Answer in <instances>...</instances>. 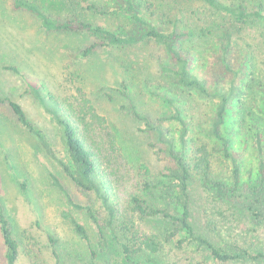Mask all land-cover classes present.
Returning <instances> with one entry per match:
<instances>
[{
	"label": "rangeland",
	"instance_id": "374dc122",
	"mask_svg": "<svg viewBox=\"0 0 264 264\" xmlns=\"http://www.w3.org/2000/svg\"><path fill=\"white\" fill-rule=\"evenodd\" d=\"M13 1L0 0V98L20 103L35 132L16 120L7 103H0V209L11 222L13 233L23 243L26 252L34 254L32 250H46L57 243L58 255L65 264H90L92 251L97 255L96 262L102 260L97 228L91 216L84 209L74 210L67 204L53 177L68 190L76 203L85 205L84 197L75 191L37 135H45L47 142L56 150L57 157H65L57 141L58 129L32 97L21 96L24 88L22 80L11 71L4 72L2 69L6 66H15L26 80L41 84L46 93L61 101L76 103L79 107L82 99L89 100L106 120L124 164L130 170L124 178L132 177L131 171L137 176L139 166L145 165L149 171L147 180L155 184L153 195L158 205L164 206L160 204L163 202L160 195L166 194L165 201L170 203V209L178 211L177 196L172 183L162 176V165L155 154L157 149L151 147L153 138L146 123L152 124L164 118L163 126L178 147L180 126L177 121L169 119L176 112H180L191 127L189 140L195 144L204 143L211 151V180L228 187L232 185L228 161L223 158L219 143L207 133L213 104L183 91L168 73L162 71L164 66H173L162 45L142 41L130 46H107V37L94 32L46 31L39 19L15 11ZM31 1L53 19H82L117 37L140 32L120 0H92L93 10H87L84 4L78 6L76 0ZM155 1L159 5L154 12L146 10V6L138 1L135 9L167 30L169 25L164 23L168 18L172 19L177 8L181 9L183 5L187 11L180 18L196 26L197 37L180 45L192 55L189 65L193 73L201 77L209 67L211 71L220 70L225 60L234 70L229 73L223 71L222 82L240 84L244 96L228 111L222 132L240 154L241 183L256 186V154L252 134L254 129L264 133V18L248 20L245 25L237 26L239 30L233 29L231 33L235 44L228 54L223 55L218 44L224 38L225 30L231 27L229 19L210 14L197 0ZM248 3L250 8H260L264 12V0H250ZM168 9L173 11L167 14ZM193 11L199 13L196 19L202 20H198L197 25L190 23ZM203 29L205 33L200 35L199 31ZM93 43H100L101 46L82 59L81 52ZM107 85L109 88H104ZM102 87L104 89L98 93ZM117 182L122 184L120 187L123 189L128 187V183L119 181L117 177L111 185L116 186ZM160 182L161 185H157ZM208 187L202 186L196 178L190 184L192 220L196 232L215 247L233 255L242 249L260 251L264 241V222L254 224L241 215H230L226 203L218 199L211 184ZM111 194L114 200L118 199L114 190ZM65 213L85 227L88 243L73 232L69 220L63 218ZM92 214L99 220L106 215L100 200L92 206ZM231 222L236 230L228 235L224 230ZM137 226L141 232L157 236L163 245L156 254L143 251L132 257V264H264L238 260L218 263L182 232L166 242V234L175 229L168 220L150 219L138 222ZM49 237L53 239L51 243ZM255 239L261 243L258 247ZM179 241L182 242L180 247ZM107 250L111 253V264L126 263L120 245L109 233ZM3 253L0 237V264Z\"/></svg>",
	"mask_w": 264,
	"mask_h": 264
},
{
	"label": "trees",
	"instance_id": "16d2710c",
	"mask_svg": "<svg viewBox=\"0 0 264 264\" xmlns=\"http://www.w3.org/2000/svg\"><path fill=\"white\" fill-rule=\"evenodd\" d=\"M76 4L86 5L87 10H93L92 0H76ZM124 3V8L129 15L131 22L140 30L137 35L117 37L115 34L99 26H93L82 19H67L65 21L51 18L42 12L38 5L31 0H14L12 8L34 16L41 21V26L46 31L65 32H94L100 36H106L107 46H130L142 41H152L164 47L170 55L173 66H164L162 71L168 73L177 87L183 91L195 94L203 101L213 104L212 116L209 120L207 131L210 138L217 141L223 158L228 161L230 187L215 180H211L212 154L208 146L204 143L195 144L189 140L190 125L182 117L180 112L169 119L177 121L180 126L178 133V147L174 138L165 130L164 118L150 124L146 123V128L151 133L153 143L151 147L156 148L157 159L160 161L161 173L172 183L177 196L178 211L173 212L165 199L166 194H161L164 206L158 205L154 201V183L147 180L149 171L145 165H140L138 175L131 174L132 177L125 179V174L129 175L130 170L124 164V158L119 153L116 139L107 125L104 117H101L89 100L82 99L77 107L74 103L61 101L57 97L46 93L43 86L37 82L30 81L15 66L3 67V71H11L18 75L23 83L21 96H30L37 102L43 113L51 118V122L58 129L57 141L60 148L66 154L65 157H57L56 150L45 139V135L37 133L48 154L58 163L63 172L69 178L76 192L84 197V204L76 203L68 190L63 187L57 179L53 177L54 184L65 195L67 204L74 210H85L91 216L96 225L99 242L98 246L102 257L96 262V253L91 252L90 264H111V253L107 250V234L111 235L118 243L125 255V264H132V257L145 251L149 254H156L163 245L160 239L152 234L143 233L137 224L140 221L150 219L168 220L174 231L166 234L164 240L169 242L174 239L179 232L199 247L204 248L209 257L218 263H229L235 260L264 263V241L263 247L258 252L242 249L236 254H230L215 247L204 236L198 234L194 228L192 220L191 192L190 184L193 178L205 188L211 184L218 199L224 201L227 210L232 216L241 215L248 218L254 224L264 222V133L260 129H254L252 134V146L256 154V186L241 183V158L230 144L229 139L223 134L222 127L228 111L234 104L242 101L244 91L240 84L231 81L223 83V71L234 72L230 63L225 60L220 70L211 71V67L206 69L203 76L193 73L190 67L191 53L180 47L184 42H191L197 37L196 26L184 22L180 16L185 14L187 9L177 8V13L172 19L168 18L164 24L169 25L167 30L158 27L155 23L145 18L135 9L136 1L146 6L147 9L157 10L158 1L155 0H120ZM208 12L214 16H220L230 20L231 27L225 30V36L219 42L221 54H228L235 44L231 31H235L237 26L245 25L248 20L264 18V12L260 8H250V0H197ZM177 2V1H176ZM175 2V5H176ZM205 10V9H203ZM173 9L166 12L170 14ZM207 12V11H206ZM207 12V14H209ZM197 14L191 13L190 23H198ZM197 20V21H196ZM163 22H165L163 20ZM197 25V24H196ZM202 28V27H201ZM239 30V29H236ZM200 35H204L205 30H200ZM200 37V36H199ZM100 43L91 44L85 51L81 52V58L91 55ZM80 56V54H79ZM80 58V57H79ZM225 73V74H226ZM26 78V79H25ZM104 88H109L107 85ZM98 90V93L104 89ZM0 103H7L16 120L24 127L35 132L32 122L21 104L9 98H0ZM74 117V118H73ZM111 168L106 172L105 170ZM117 177L128 187L121 188L120 182L112 186L111 181ZM132 181V182H131ZM154 184V185H153ZM157 185H161L157 183ZM118 194V199L114 200L112 191ZM120 192V193H117ZM100 200L106 215L97 219L92 214V206ZM63 218L69 220L73 232L85 243L89 242V237L83 225L72 218L69 213H65ZM224 232L231 235L236 228L232 222L227 223ZM0 237L4 247L2 264H65L58 255L57 243L49 246L46 250L25 251L23 243L14 235L12 224L0 209ZM51 243L53 239L48 238ZM252 244L254 243L251 241ZM257 247L261 244L255 239ZM255 244V243H254ZM182 242H178L180 247ZM59 246V245H58ZM50 252V253H49ZM48 253V254H47Z\"/></svg>",
	"mask_w": 264,
	"mask_h": 264
}]
</instances>
